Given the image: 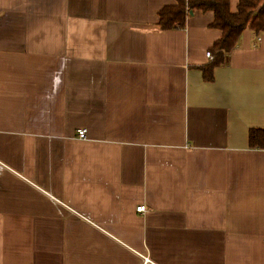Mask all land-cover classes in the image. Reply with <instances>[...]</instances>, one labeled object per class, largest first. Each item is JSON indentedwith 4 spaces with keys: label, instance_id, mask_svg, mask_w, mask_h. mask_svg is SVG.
<instances>
[{
    "label": "crops",
    "instance_id": "1",
    "mask_svg": "<svg viewBox=\"0 0 264 264\" xmlns=\"http://www.w3.org/2000/svg\"><path fill=\"white\" fill-rule=\"evenodd\" d=\"M173 4L0 0V264H264V34Z\"/></svg>",
    "mask_w": 264,
    "mask_h": 264
},
{
    "label": "trees",
    "instance_id": "2",
    "mask_svg": "<svg viewBox=\"0 0 264 264\" xmlns=\"http://www.w3.org/2000/svg\"><path fill=\"white\" fill-rule=\"evenodd\" d=\"M175 4L164 6L157 14V24L162 31L182 30L192 12H211L210 26L220 31V37L209 52L213 60L199 68L205 82L213 80L214 68L227 61L244 30L249 29L258 38L264 34V0H238L235 12L230 11L229 0H174ZM250 148H264V130L250 129Z\"/></svg>",
    "mask_w": 264,
    "mask_h": 264
},
{
    "label": "built area",
    "instance_id": "3",
    "mask_svg": "<svg viewBox=\"0 0 264 264\" xmlns=\"http://www.w3.org/2000/svg\"><path fill=\"white\" fill-rule=\"evenodd\" d=\"M206 58H208L210 61L213 60V55L208 51L205 53ZM85 130L84 129H78L77 130V137L78 139H84L85 138ZM146 207L144 205H141L136 208L137 213H144L146 211Z\"/></svg>",
    "mask_w": 264,
    "mask_h": 264
}]
</instances>
